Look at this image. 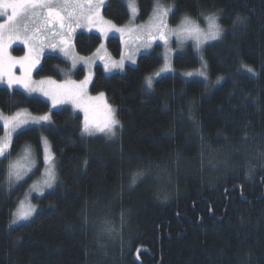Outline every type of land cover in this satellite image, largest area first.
Here are the masks:
<instances>
[{
	"label": "trees",
	"instance_id": "obj_1",
	"mask_svg": "<svg viewBox=\"0 0 264 264\" xmlns=\"http://www.w3.org/2000/svg\"><path fill=\"white\" fill-rule=\"evenodd\" d=\"M166 1L176 6L171 23L219 15L221 39L173 57L184 71L201 64V53L211 80L170 73L149 93L145 79L162 63L159 46L121 73L96 65L90 91L104 92L117 110L122 127L114 141L82 134L79 113L51 110L45 99L0 84L2 112L26 107L52 117L15 135L11 156L1 159L0 264H264V0ZM138 8L146 19L153 2L138 0ZM103 15L123 24L129 10L124 0H107ZM101 40L79 31L74 45L89 55ZM107 47L121 54L118 37ZM66 68L60 55L46 53L35 76L60 79ZM82 76V69L74 74ZM42 136L58 181L33 198L39 209L30 220L12 224L27 182L9 190L8 160L30 143L41 167ZM105 222L113 232L103 230Z\"/></svg>",
	"mask_w": 264,
	"mask_h": 264
},
{
	"label": "snow or ice",
	"instance_id": "obj_2",
	"mask_svg": "<svg viewBox=\"0 0 264 264\" xmlns=\"http://www.w3.org/2000/svg\"><path fill=\"white\" fill-rule=\"evenodd\" d=\"M153 12L150 22L147 24H135V19L139 15V8L135 0H129V10L135 15L130 17L128 25L118 26L112 21L104 20L100 14V8L104 0H0V83L6 84L9 89L19 86L27 93L40 92L47 97L53 107L61 104H71L74 108L80 109L84 113L81 127L82 134L92 136L97 133L113 138L117 134V129L122 127L116 117V109L108 104H104V116L100 120L97 118V106L95 100L104 98L101 92L97 97L88 94V87L92 82L91 65L94 62L91 57H80L71 55L72 38L77 28H87L89 31L96 28L102 36L107 38L109 32H116L123 37L125 34L137 33L136 39L143 40L145 47H151L153 41L159 39L167 45L170 35L177 38L178 44L189 38L195 41V47L200 50L201 46L208 42L221 39L223 29L218 24L219 15L211 13L205 17L207 28L202 29L199 23L185 15L181 23L176 28H171L167 22L170 15H175V4H163L161 0H152ZM237 22L243 23L241 17L236 18ZM19 41L27 47L25 55L20 57L12 56L8 49L11 44ZM59 50L66 57H70L71 69H75L77 63H83L89 67V74L80 81L72 80L70 74L67 79L57 82L52 78L35 81L32 79V72L40 63V55L45 48ZM104 48L100 45L99 51ZM138 50V49H137ZM129 51L127 57L121 56L119 61H113L106 57L104 67L107 71L113 68L121 69L125 67V59L136 63V51ZM203 61V57H201ZM19 67L20 74L14 71ZM207 62L202 63V69L197 75L208 79ZM252 73L253 69L248 68ZM254 74V73H253ZM157 76L160 73L156 74ZM192 76L193 73H187ZM224 78L218 77L216 83L219 84ZM153 78L146 77L145 88L151 93L153 91ZM15 106V105H11ZM190 111V110H189ZM30 114L26 111H17L11 116H6L0 112V122H2L5 135L0 138V157L7 159L11 156L13 149V135L17 138L24 134L26 126L39 125L43 127L50 120L48 114L29 118ZM31 151L28 147L24 149V161H29ZM46 165L42 181L33 183L30 187L39 195H43L45 189L55 186L57 175L55 172V157L50 150H45L43 156ZM0 163H3L0 160ZM87 163V162H85ZM34 163L29 166L27 163L9 162L7 169V180L9 190L17 188L19 181L24 179L27 172L32 171ZM249 171H252L249 168ZM144 171L140 170L133 173L132 183L136 182V177L143 176ZM27 201V202H26ZM36 212V205L31 204L26 194L25 200H20L17 210L13 213L12 224L19 221L30 220ZM123 215V214H122ZM104 231L111 233L114 231L109 222H105Z\"/></svg>",
	"mask_w": 264,
	"mask_h": 264
},
{
	"label": "rangeland",
	"instance_id": "obj_3",
	"mask_svg": "<svg viewBox=\"0 0 264 264\" xmlns=\"http://www.w3.org/2000/svg\"><path fill=\"white\" fill-rule=\"evenodd\" d=\"M106 2H107V0H104V4L100 8V14L104 18V20L111 21V20H109L108 18H106L103 15V7L106 4ZM124 2L126 3V5L128 7V10H129V0H124ZM135 3H136V5H138V0H135ZM161 3H163V4H172V3H170V2H168L166 0H161ZM152 12H153V8H152V11H151L150 15L146 19H140L139 18V15H138L136 17V19H135V24H147L148 22H150V16H151ZM211 13H214V12L204 13V14H201L200 17H196V18L195 17H191V16H189V17L191 19L197 21L199 23V26L202 29H205L206 30L207 23H206L205 17L208 16L209 14H211ZM133 15H135V14L134 13H131L130 10H129V18H128V20L126 22H124L123 24H116V23L115 24L118 25V26L128 25L129 20H130V17L133 16ZM184 16L185 15H181L180 18L176 22H174V23H171L170 22V19H169L170 16H169L167 22H168V24H169V26L171 28H176V27H178L180 25L181 19ZM0 22H3V18H0ZM217 22L221 26V28L223 29V27L220 24L219 20ZM79 31L87 32V33H95V34H98L101 37L102 40H101L99 46L96 48V50L93 53H91L89 55H81V54H79L77 52V50L75 48V45H74V38H75L76 33H78ZM136 35H137V33H132L131 35L125 34L123 37H121V35L119 33L109 32L107 38H105L104 36L101 35L100 32H98L96 30L95 27H93L91 31H89L87 28H77L76 31H75V34H74V36L72 38V45H73V47H72L71 55H78L80 57H91V58H93V61L94 62L91 65V73H92V76L94 78V69H95V66L96 65H101L106 74L121 73V72H124L125 71V69H126L127 66L134 65L131 61L125 59V67L123 68V70L117 69V68H113L111 71H107L105 69V67H104L105 60L104 59H101V57H106V58H109L110 60H113V61H119L122 55L125 56V57H127L129 51L137 50L138 49L136 51V56H135V60L137 61V58L140 55L145 54V53H149V52L153 51L156 46H159L160 47L159 53L162 56V63H161V65L156 70H154L153 72H151L147 76V77H152L153 78V82H155L156 79H158L159 77H161L163 75L170 74V73H175V72H181L185 77H188V78L196 77V78L202 79L203 81L207 80L208 82H209V80H211V78H210V76H209V74L207 72V69H206V73H207L208 79H204V77H201V76L197 75V73L199 71H201V69H202V63L204 62V59H203V61L201 60V57H202L201 53H200L201 64L196 69H186L184 71H179V70H177L174 67V65H173V57L176 54H178V53L184 52L185 49H186V47L187 48L188 47H191L194 50H196L198 52H201V49L204 47V45H206L207 43L213 42V41H208V42L204 43L201 46L200 50H197V48L195 47V41L193 39L189 38V39L185 40L182 45H180V44H178V41H177L176 36L170 35V37H169V43L167 45L164 43V41L157 39V40H155V41L152 42L151 47H145L144 46V41L143 40H137L136 39ZM110 36H116V37H118L120 39L121 46H122V50H121V54L119 56H113L112 53L110 52L109 48L107 47V39ZM214 41H216V40H214ZM101 44L104 45V48L101 49L99 51V53H98L97 50L100 49V45ZM15 47H22L23 48V51L21 53H15L13 51V49ZM8 51L11 53L12 56L20 57V56L25 55V53L27 52V47L24 44H22L19 41H17V42H14V43L11 44V47L8 49ZM46 53H56V54L60 55L64 60H66L68 62V68H66L65 75L62 78L59 79V78H55V77H51V76H43V77H36L35 76V72H36V70L38 69V67H39V65L41 63L42 57ZM40 63L37 65V68L34 69L33 72H32V79L35 80V81H39L41 79L52 78V79L56 80L57 82H62L65 79L68 78L69 74H70V78L72 80L80 81V80H83L89 74V67L87 65L83 64L82 62L81 63H77L75 69H71L72 61H71L70 57H66L64 55V53L61 52V51H59L58 49L54 51L51 48H47L46 47L43 50V52L41 53V55H40ZM79 69H82L83 70V76L78 79V78H75L74 77V74ZM14 71L16 72L17 75L20 74L19 67L15 68ZM157 73H160V75L157 76L156 75ZM187 73H193V75L192 76H188ZM93 78H92V81H93ZM91 83H90V85L88 87V94L91 97H97V96H99V94L101 92L92 93L90 91ZM212 83H214V81L213 82H210V84H212ZM0 84L7 87L6 84H3V83H0ZM14 88L23 90L25 92V90L23 88L19 87V86H14ZM27 94L33 95V96H38V97H41V98L45 99L50 104L51 110L52 109H60V108H69L72 111H74L76 113H79L82 116L81 123H83V119H84V113H83V111L80 110V109L74 108L71 104H61V105H57L56 107H53L51 101L47 97L43 96L40 92L27 93ZM93 103L97 106V113H96V115H97V118L100 119V120H102L103 119V116H104V104L105 103L108 104V105H110V106H112L113 108H115V106H113L112 104H110L107 101L106 95H104V98L103 99H101V100H95V101H93ZM17 111H26L28 114H30L29 118L34 117V116H40V115L48 114L50 116V120L47 123H45V125H48V124H50L52 122V117H51V113L50 112H46V113H42V114H36V113L31 112L26 107H21V108L17 109L16 111H14L13 113H4V112L3 113L6 116H11V115L15 114ZM0 112H2V111L0 110ZM0 125L2 126V122H0ZM35 126H39V125H29V126H26V128L35 127ZM2 128H3V126H2ZM118 129L120 130V128H118ZM118 129H117V134H118ZM117 134H116V136H117ZM4 135H5V131L3 130V132L0 133V138H2ZM15 135L16 134L13 135L12 139L14 138ZM95 135H103V134L97 133ZM92 136H94V135H92ZM105 137H106L107 140H113L114 141V139H115V137H113V138H109L107 136H105ZM25 147H28L30 149V151H31V156L29 157V161H24L23 160ZM41 150H42V163H43V165L41 167H39V162H38V158H37V152H36L35 148L30 143H27L26 145H24L22 147L21 151L16 156H14L12 159L8 160V164H7V169H8V165H9V162L10 161L16 162V161L19 160L21 163H27V164H29V166H31V164L34 163L35 166L32 167V171L27 172V175L24 176V179L21 180V181H19L18 186L21 185V184H24L25 181L27 182V185H26V187H25V189L23 191V194L21 195L20 200H25L26 194H28V199L30 200L31 204L36 205V211L39 209V207L33 201V198L34 197H41L42 195H39L35 191H32L30 186L33 183H38V182L42 181V179L44 178L43 177V173H44V169H45L46 165L44 164L43 156H44L45 150H50V152L53 153L52 152V148H51V143L47 139L46 136H42L41 137ZM1 159H3V157H0V160ZM55 172H56V175H57V180H56V182H57L58 181V178H59V171H58V164H57L56 159H55ZM7 175H8V173H7V170H6V177H7ZM51 189H45L44 194L47 193V192H49ZM20 200H19V202H20ZM19 202L17 203V207L19 205ZM17 207H16L15 211L17 210ZM23 222H25V221H19L17 224H20V223H23Z\"/></svg>",
	"mask_w": 264,
	"mask_h": 264
}]
</instances>
